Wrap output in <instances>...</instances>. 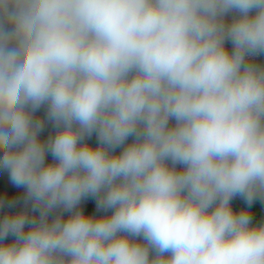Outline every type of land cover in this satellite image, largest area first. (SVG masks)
<instances>
[{"label":"clouds","instance_id":"clouds-1","mask_svg":"<svg viewBox=\"0 0 264 264\" xmlns=\"http://www.w3.org/2000/svg\"><path fill=\"white\" fill-rule=\"evenodd\" d=\"M261 56L264 0H0V264H264Z\"/></svg>","mask_w":264,"mask_h":264},{"label":"crops","instance_id":"crops-1","mask_svg":"<svg viewBox=\"0 0 264 264\" xmlns=\"http://www.w3.org/2000/svg\"><path fill=\"white\" fill-rule=\"evenodd\" d=\"M228 47L231 48V45L229 44ZM258 60L260 62H264V56L259 57ZM90 143H92V144L96 143L95 136H93ZM232 206L235 210H240L242 208H248L249 211H251V213L253 214V223L254 224L264 222V201L257 199L256 201H254V203L249 208V206L245 203V201L241 197L238 196V197L233 199ZM82 207L84 208V210L86 212L99 214V213H96L94 200L84 201L82 203ZM11 239L12 238L10 237L9 240H11Z\"/></svg>","mask_w":264,"mask_h":264},{"label":"trees","instance_id":"trees-1","mask_svg":"<svg viewBox=\"0 0 264 264\" xmlns=\"http://www.w3.org/2000/svg\"><path fill=\"white\" fill-rule=\"evenodd\" d=\"M38 116H43L44 115V110L41 109L38 113ZM53 132V129L51 127V125H48L45 129V131L41 134L42 138H47V136L49 134H51ZM49 160H51V157H48ZM10 182V178H9V174L4 171V170H0V185ZM15 210V208L13 209H0V216H2L5 212H13Z\"/></svg>","mask_w":264,"mask_h":264},{"label":"rangeland","instance_id":"rangeland-1","mask_svg":"<svg viewBox=\"0 0 264 264\" xmlns=\"http://www.w3.org/2000/svg\"><path fill=\"white\" fill-rule=\"evenodd\" d=\"M0 191H6V192H10V193H15V199L20 200V203H18L17 207L15 208V210H17L19 208V206L23 205L22 202V197L25 194V190L23 188H16L15 186H13L10 182L4 183L0 185Z\"/></svg>","mask_w":264,"mask_h":264},{"label":"built area","instance_id":"built-area-1","mask_svg":"<svg viewBox=\"0 0 264 264\" xmlns=\"http://www.w3.org/2000/svg\"><path fill=\"white\" fill-rule=\"evenodd\" d=\"M23 207H24V205H21V206H19V208H18L17 210H14L13 212L19 211V210H21Z\"/></svg>","mask_w":264,"mask_h":264}]
</instances>
